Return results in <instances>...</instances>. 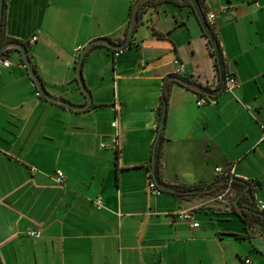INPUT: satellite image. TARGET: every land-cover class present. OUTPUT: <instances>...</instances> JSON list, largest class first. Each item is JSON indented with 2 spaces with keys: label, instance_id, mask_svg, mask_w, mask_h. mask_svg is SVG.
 Returning <instances> with one entry per match:
<instances>
[{
  "label": "crops",
  "instance_id": "obj_1",
  "mask_svg": "<svg viewBox=\"0 0 264 264\" xmlns=\"http://www.w3.org/2000/svg\"><path fill=\"white\" fill-rule=\"evenodd\" d=\"M135 2L6 0L4 35L27 45L48 93L81 106V50L97 38L122 41ZM200 6L206 18L215 15L227 73L241 86L199 107L200 94L168 83L159 175L167 185L193 189L222 178L217 168L231 169L264 202V0ZM32 36L37 41L30 44ZM2 58L11 66L0 65V264H244V257L264 264V225H246L233 208L246 184L233 204L218 199V189L147 192L163 80L173 62L184 64L190 80L211 89L220 84L209 38L188 0L146 6L119 57L103 45L87 52V110L38 97L17 49ZM116 119L119 149L111 145ZM56 171L64 185L54 182ZM185 209H195L199 227L175 219Z\"/></svg>",
  "mask_w": 264,
  "mask_h": 264
},
{
  "label": "water",
  "instance_id": "obj_2",
  "mask_svg": "<svg viewBox=\"0 0 264 264\" xmlns=\"http://www.w3.org/2000/svg\"><path fill=\"white\" fill-rule=\"evenodd\" d=\"M4 1L5 0H0V29L2 26V21H3V10H4ZM144 0H136V2L133 5L132 8V15H131V20H130V24H129V28L126 34V41L124 43V45L119 46L118 44H113L111 42H108L106 39L104 38H97L94 39L92 41H90L80 52L78 61H77V65H76V78H77V82L82 90V92L84 93V95L87 98V103L81 106L78 105H74L72 104L70 101L60 98V97H56L51 95L50 93H48L41 85L40 81L38 80L36 73L31 65L30 59L28 57V48L25 44L20 43V42H8L3 44L0 47V57H2L3 53L8 49V48H15L18 50V52L21 55V58L23 60V63L27 69V71L30 74V77L32 78L37 90L39 91V93L41 94L42 97L46 98L47 100L56 102L58 104H62L64 106L69 107L72 110H76V111H83V110H87L89 107H91L92 105V97L90 92L88 91L83 77H82V66H83V62H84V58L87 54V52L95 45H103L106 46L107 48L111 49V50H118V49H122L124 47H127L128 45H130V43L132 42V38L134 36L135 30H136V14L139 11V8L142 4ZM192 5L194 6V8L196 9L199 19L201 21V24L208 36V38L212 41V46L213 49L215 50V52L217 53L218 57H219V67L220 70L222 72V81H221V85L217 88V89H211L207 86H204L202 84H199L193 80H190L187 77L184 76H179L176 74H169L168 76H166L163 80V86H162V108H161V116L159 119V123H158V128H157V132H156V137L153 143V148H152V158H151V167H150V172L152 175L153 180L156 182V174H155V161H156V154H157V150H158V145H159V141L161 138L162 133L164 132V127H165V120H166V101L164 98V93L166 91L167 85L169 82H171L172 80H176L177 82L181 83V84H185L193 89L198 90L201 93H204L208 96H219L223 90H224V85H225V62L222 56V53L218 50L217 48V41L215 36L211 33L210 28H209V24L207 22V18L205 17V15L202 12V9L200 7V3L198 2V0H190ZM226 181V178L217 180L215 182H213L212 184L202 187V188H193L187 191H176L172 188L169 187H165V186H160V189L162 191L165 192H169V193H176V194H181V195H193V194H199V193H204V192H208L210 190H212L215 186H217L218 184L222 183ZM247 185V188L237 197V199L235 200V206L236 208L239 209H245V207H242L241 205H238V201L240 200V198L246 194L249 191V183L246 182L245 183Z\"/></svg>",
  "mask_w": 264,
  "mask_h": 264
},
{
  "label": "built area",
  "instance_id": "obj_3",
  "mask_svg": "<svg viewBox=\"0 0 264 264\" xmlns=\"http://www.w3.org/2000/svg\"><path fill=\"white\" fill-rule=\"evenodd\" d=\"M214 20H215L214 14L211 13V14L207 15V22L212 27H214ZM36 41H37V36H32L29 43L32 44ZM122 52L123 51H113V58L115 59V58L119 57L122 54ZM0 65L8 68L11 66V62L9 59H4V58L0 57ZM172 65L174 68L173 74H176L179 76H185V69H184L185 66L180 60H175ZM240 86H241V83H240L239 79L237 78L236 74L228 72L225 76L224 91L228 92V93H234L240 88ZM36 91H37L36 95L38 97L41 96V94L39 93L37 88H36ZM213 103H216L215 99L212 96H208V95H198L197 100H196V104L199 107H202V106H205L208 104H213ZM114 110L117 113H119L118 108L114 107ZM112 127L114 128L115 133L113 135L111 145L114 148L119 149L121 146V130H120V125H119L118 119H116L112 123ZM108 146H109V144H101L102 148H106ZM216 173L220 177H225V178H232L233 177L231 169L224 170L222 168H217ZM53 180L58 185H64L65 177L61 171H56L55 175L53 176ZM147 192L149 195H152V196H159L163 193V191L160 188H158L156 182L152 178H150L148 181ZM232 192H233V190L230 186L227 189H225L223 192H221L217 198L223 199L224 197H227V195H232L231 194ZM234 199H235V197L232 198L231 204L234 203L233 202ZM94 203L98 207V209H101L103 207L101 205L100 200H97ZM254 206L257 210L264 212V202L261 199L255 198L254 199ZM194 212H195V209L180 210L177 213H175L174 217L176 220L188 223L191 228H197L200 226V224L198 221L195 220ZM28 234L30 236H39L40 232H38V231L37 232H29ZM242 260H243L244 264H255L249 257H244Z\"/></svg>",
  "mask_w": 264,
  "mask_h": 264
},
{
  "label": "trees",
  "instance_id": "obj_4",
  "mask_svg": "<svg viewBox=\"0 0 264 264\" xmlns=\"http://www.w3.org/2000/svg\"><path fill=\"white\" fill-rule=\"evenodd\" d=\"M161 1H166V0H144L142 2V4H141L140 8H139L138 13L136 14V26H137L138 22H140L141 19H142V16L144 14V8L146 6H149V5L158 4ZM188 2L190 3V5H192L190 0H188ZM198 2L201 5V0H198ZM6 5L7 4H6V0H5L4 1V10H3V21H2V26H1V29H0V43L2 45L5 44V43H8V42H17L15 40H12L10 38L5 37V35H4V23H5ZM202 12H203V14H205L204 11H202ZM131 15H132V11H131ZM209 28H210L211 33L215 36L216 41H217V48L221 52V46H220V43L218 41L217 35H216L215 31H214V28L210 24H209ZM104 39H106L108 42H111L113 44H118L119 46L124 45V43L126 41V37L122 41H118L117 43L115 41L109 39V38H104ZM209 41H210V44L212 46V41L210 39H209ZM130 45H131V43H130ZM130 45H128L127 47H124L122 49L112 50V51H123L126 48H128ZM95 46H93L92 48H94ZM212 54L216 58V67H217V71H218V77H219V80H220V84H219V86H220L221 85V81H222V72H221L220 67H219V57H218L217 53L215 52V50L213 49V46H212ZM33 69H34V71L36 73V76H37L38 80L40 81L42 87L45 89L44 82L42 81L40 76L37 74L36 69L34 67H33ZM224 74H225V76L227 74L226 66H225V73ZM171 82H175V83H178L180 85H183V86L195 91L196 93H198L200 95H206V94L201 93L198 90L193 89V88H191V87H189V86H187L185 84H181V83L177 82L176 80H172ZM164 98H165L166 106H167V101H168V91L167 90L164 93ZM160 116H161V109H160L159 119H160ZM162 140H163V133H162L160 141H159L158 150H157V154H156V161H155L156 184H157L158 188H160V186H165V187L172 188V189H174L176 191H187V190H190L191 188H187V187L175 186V185H167V184L163 183V181L161 180V177L159 175L158 164H159V149H160V143H161ZM223 178H225V177H222L220 179H223ZM220 179H217V180H220ZM245 183L246 182L244 180L233 176L232 178H226V181L218 184L212 190H210L208 192H204V193H209V192H211V191H213L215 189H218V191H223V190H225V189H227L228 187L231 186L232 190L234 192H236V194H237L236 197H237L246 188ZM249 186H250L249 187V193H246L244 196H242V198L237 203L238 205H243V203H246L245 209L237 210L235 205H234L233 208L236 211V213L238 214V216L244 221V223L246 225H249L252 222H260V223H262L264 225V212H261V211H259V210H257L255 208L254 201H253L254 200L253 199V195L251 194L253 189H252L251 185H249ZM173 194H176V193H173ZM176 195L184 196V195H181V194H176ZM193 195H196V194H193Z\"/></svg>",
  "mask_w": 264,
  "mask_h": 264
},
{
  "label": "rangeland",
  "instance_id": "obj_5",
  "mask_svg": "<svg viewBox=\"0 0 264 264\" xmlns=\"http://www.w3.org/2000/svg\"><path fill=\"white\" fill-rule=\"evenodd\" d=\"M223 191H224V190H223ZM223 191H219V193H221V192H223ZM231 194H232V195H227V197L229 198V202H230V203H231L232 198H233V197L236 198V195H237L236 192H234V191H233Z\"/></svg>",
  "mask_w": 264,
  "mask_h": 264
}]
</instances>
